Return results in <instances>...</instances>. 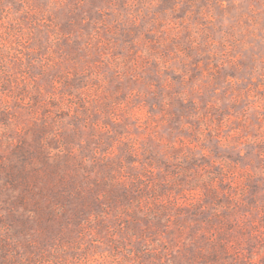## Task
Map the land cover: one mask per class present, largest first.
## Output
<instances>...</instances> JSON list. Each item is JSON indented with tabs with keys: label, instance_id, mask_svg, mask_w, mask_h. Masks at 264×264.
Wrapping results in <instances>:
<instances>
[{
	"label": "rangeland",
	"instance_id": "1",
	"mask_svg": "<svg viewBox=\"0 0 264 264\" xmlns=\"http://www.w3.org/2000/svg\"><path fill=\"white\" fill-rule=\"evenodd\" d=\"M0 264H264V0H0Z\"/></svg>",
	"mask_w": 264,
	"mask_h": 264
}]
</instances>
